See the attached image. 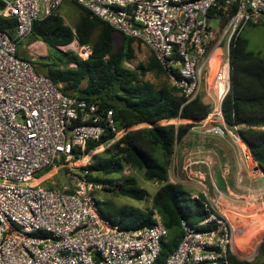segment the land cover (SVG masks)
I'll use <instances>...</instances> for the list:
<instances>
[{
	"label": "built area",
	"instance_id": "obj_1",
	"mask_svg": "<svg viewBox=\"0 0 264 264\" xmlns=\"http://www.w3.org/2000/svg\"><path fill=\"white\" fill-rule=\"evenodd\" d=\"M64 2L141 40L186 102L211 96L209 115L220 117L230 90V42L248 24L264 26V0H0V17L14 21L12 34L0 31V264H154L168 238L157 211L149 228H121L101 213L94 195L107 185L86 177L92 156L129 128L117 126L111 109L64 95L17 56L34 21ZM73 42L74 54L87 60L90 46ZM203 135L244 143L234 126L211 124ZM244 146L245 161L254 162ZM60 170L66 184L41 187L47 172ZM204 208L208 218L198 226L182 220V240L164 264H230L229 253L238 255L227 217L208 202Z\"/></svg>",
	"mask_w": 264,
	"mask_h": 264
},
{
	"label": "trees",
	"instance_id": "obj_2",
	"mask_svg": "<svg viewBox=\"0 0 264 264\" xmlns=\"http://www.w3.org/2000/svg\"><path fill=\"white\" fill-rule=\"evenodd\" d=\"M75 6L80 13L73 28L64 23L58 9L46 18L34 21L28 37L31 42L40 41L64 57L55 56L51 64L54 69L50 68V64H41V69H34L64 95L111 109L117 126L129 128L102 154L92 156L90 165L86 167V177L90 183L107 185L98 191L138 202L146 200L147 193L132 178L114 180L108 177L121 175L128 167L140 171L146 182L158 183L150 198L151 208L117 206L103 200L101 204L109 211L105 215L99 207L100 202L97 203L103 215L128 230L151 227L154 222L152 212L156 210L168 231V238L160 242L154 264H164L182 240V220L191 226H198L208 218L204 208L208 201L203 194L192 198L182 184L169 181L176 146L195 123L162 125L159 122L205 120L210 113L209 105L201 95L186 102L152 50L141 40L116 32L106 22ZM230 14L222 15L220 28L228 23ZM13 28L12 19L0 17L1 32L9 30L12 34ZM115 34L120 35L117 44ZM73 41L90 46L91 54L87 60H81L72 52L60 51V47H66ZM140 43L148 49L146 62L132 69L126 63L134 59ZM247 47L241 33L230 42V90L221 103V112L226 126L238 127V136L247 145L252 160L264 177V58L248 51ZM148 73L163 79L157 83L145 80ZM142 124L150 126L131 129ZM99 144L90 143L87 148L92 149ZM98 191L94 192L96 197ZM229 262L264 264V237L257 245L254 261L239 259L229 253Z\"/></svg>",
	"mask_w": 264,
	"mask_h": 264
},
{
	"label": "rangeland",
	"instance_id": "obj_3",
	"mask_svg": "<svg viewBox=\"0 0 264 264\" xmlns=\"http://www.w3.org/2000/svg\"><path fill=\"white\" fill-rule=\"evenodd\" d=\"M58 13L63 18L64 23L73 28L78 22L80 11L72 3L64 2L58 8ZM241 36L247 41L248 51L254 52L264 58V26L248 24L241 31ZM115 37V44H117L120 40L118 38L120 35L115 34ZM36 42L37 41L31 42V40L27 38L17 49V55L23 59L29 60L36 70L41 69V64L51 65L55 56L64 58L60 52L48 49L45 44ZM72 44H74V42ZM72 44L66 47H60L59 49L61 52L74 53ZM218 53L220 54V51ZM147 55L148 49L140 43L139 48L136 49V56L126 65L132 69H136L138 65L145 64ZM214 64H216V61ZM71 67H73V65H71ZM50 68L54 69L52 65ZM159 78L160 79H157L150 73L146 74L144 77L145 80H151L154 83L163 79L162 77ZM212 80L211 74L210 79H206L207 85H209ZM203 88L204 84L202 85V89ZM203 95H205L206 103L213 98L211 96L208 97L204 93ZM213 117L215 118L218 116L213 115ZM170 123L178 125L188 123V121H178L176 119ZM210 125H206V127ZM148 126L149 125H141L134 129ZM191 137H185L176 146V153L169 170V181L172 183H181L197 195L202 194V191L205 192L209 199L208 203L214 210L221 216H227L232 224L238 228L236 229V243L239 248L241 247V252L236 256L239 259L254 261L257 255V241L260 240L261 235H264V222L261 225V232L258 234L261 222L259 223L257 234L255 235L256 237L252 233H249V230L253 227L252 219H254V211L257 210L260 212V208L262 204H264V177H259L260 171L254 162L253 164L256 166L255 169L252 167L251 161H245L243 157V150H245L244 146L241 144L239 146L235 145L230 136L225 135L224 138H220L221 140L219 139L221 142L215 139L218 143L213 142L209 147L205 146L197 149L196 151H205L201 154L192 153L193 151L186 147L187 145L185 143L189 141L188 139ZM106 149V146H104L100 148L96 154H102ZM194 161H203L204 164L195 165L193 163ZM108 178L114 180L132 178L136 185L147 193V198L142 202H138L126 197L98 191L96 193V199L100 202L99 207L105 215H107L109 211L101 204L103 200H109L117 206L128 205L141 209L149 208L150 198L159 186L156 183L146 182L140 171H134L128 167L124 168L121 175H112ZM222 180H224V184L227 185L229 189L227 186L225 190L218 187ZM67 181L64 172L60 170L48 177V180L43 183L41 187L48 189L59 188L63 184H66ZM262 217H264V213Z\"/></svg>",
	"mask_w": 264,
	"mask_h": 264
},
{
	"label": "crops",
	"instance_id": "obj_4",
	"mask_svg": "<svg viewBox=\"0 0 264 264\" xmlns=\"http://www.w3.org/2000/svg\"><path fill=\"white\" fill-rule=\"evenodd\" d=\"M74 5V4H73ZM60 15V14H59ZM36 43H42V42H40V41H37ZM44 44V43H43ZM201 96H202V98H203V101L205 102V97H204V95L203 94H201ZM209 102H210V100L208 101V103H206V104H208L209 105ZM178 121H179V119H177ZM173 121V120H172ZM186 121H188V123H192V122H195V121H191V120H186ZM170 122L171 121H161V122H159V124H162V125H164V124H170ZM171 124H173V123H171ZM210 124H215V125H218V126H221V127H223V126H225V127H228V126H226L225 125V123H224V121H223V117L222 116H218V117H213L212 115H209L205 120H202V121H198L197 123H195L194 124V126L189 130V132L183 137V139L185 138V137H191V138H189L188 140L189 141H187L185 144L187 145L186 147L187 148H189V149H191L193 152L192 153H198V154H201V153H204L205 151H202V150H199V151H196L197 149H200V148H203V147H209L210 145H212V143L213 142H217L215 139H218V141L219 142H221L220 140V137H216V136H204L203 135V130L206 128V125H210ZM142 125H145V124H142ZM138 126H141V125H138ZM150 126V125H149ZM135 127H137V126H135ZM135 127H132L131 129H134ZM234 127H236L237 129H238V127L237 126H234ZM182 139V140H183ZM220 139V140H219ZM181 140V141H182ZM224 142V141H223ZM218 143V142H217ZM185 147V148H186ZM195 165L196 164H204V162L203 161H194L193 162ZM185 169V168H184ZM259 170H260V168H259ZM54 172L53 171H51V172H48L47 174H45L44 176H43V178H42V180L43 179H45L44 180V183L48 180V177H50L52 174H53ZM200 174V173H199ZM200 175H202V174H200ZM263 176V174H262V172H261V170H260V176L259 177H262ZM156 184H158V183H156ZM181 184V183H180ZM183 185V184H182ZM184 186V185H183ZM227 185H225L224 184V180H222L221 181V183L218 185V187L219 188H223L224 190L226 189L225 187H226ZM185 187V186H184ZM227 188L229 189V187L227 186ZM185 189L187 190V191H189L190 192V194H191V196L192 197H196V196H198L196 193H193L189 188H187V187H185ZM218 189V188H217ZM202 194H205V196H206V199H207V201H209V199H208V197H207V194L205 193V192H203L202 191ZM263 222H264V217H262V219H261V223H260V227H259V229H258V234L261 232V225L263 224ZM264 236V235H263ZM263 236L261 235V238H260V240H258L257 241V243L259 244L260 243V241L262 240V238H263ZM257 244V245H258Z\"/></svg>",
	"mask_w": 264,
	"mask_h": 264
},
{
	"label": "bare ground",
	"instance_id": "obj_5",
	"mask_svg": "<svg viewBox=\"0 0 264 264\" xmlns=\"http://www.w3.org/2000/svg\"><path fill=\"white\" fill-rule=\"evenodd\" d=\"M219 50L217 51V53H216V56H218L219 55ZM216 61V58H215V60L213 61V63ZM242 145L244 146V143H242ZM244 148H245V146H244ZM255 163V162H254ZM256 164V163H255ZM255 164H253V162L251 161V165H252V167L255 169L256 168V166H255ZM259 169V168H258ZM261 214H260V212L259 211H254L255 212V215H254V219H252L253 220V227L249 230V233H252L254 236L257 234V229H258V225H259V223L261 222V219H262V214L264 213V204H262V206H261ZM254 210V209H253ZM252 210V211H253ZM257 213V214H256ZM232 215V214H231ZM227 217V216H226ZM232 217V216H231ZM236 217V216H235ZM227 219L229 220V218L227 217ZM234 220V219H233ZM229 222H230V224H231V226H232V229H233V236H234V241H233V246H234V248H235V250L239 253V252H241V247L239 248L238 247V245H237V243H236V240H237V230L236 229H238V228H236L237 226H234L233 224H232V222L229 220ZM236 222V221H235ZM235 224V223H234ZM256 237V236H255ZM238 241H239V239H238ZM239 243V242H238Z\"/></svg>",
	"mask_w": 264,
	"mask_h": 264
}]
</instances>
